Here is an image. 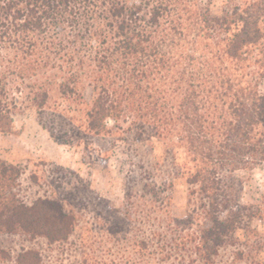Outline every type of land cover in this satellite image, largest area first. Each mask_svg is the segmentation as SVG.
<instances>
[{
  "label": "trees",
  "instance_id": "obj_1",
  "mask_svg": "<svg viewBox=\"0 0 264 264\" xmlns=\"http://www.w3.org/2000/svg\"><path fill=\"white\" fill-rule=\"evenodd\" d=\"M26 114L127 169L129 202L184 179L195 214L168 225L192 229L191 264L238 230L252 240L234 262L264 264V194L244 204L239 174L264 171V0H0V134ZM25 173L0 159V234L67 242L76 216L53 193L22 197Z\"/></svg>",
  "mask_w": 264,
  "mask_h": 264
},
{
  "label": "rangeland",
  "instance_id": "obj_2",
  "mask_svg": "<svg viewBox=\"0 0 264 264\" xmlns=\"http://www.w3.org/2000/svg\"><path fill=\"white\" fill-rule=\"evenodd\" d=\"M73 142L54 141L33 114L18 117L13 134H0V159L26 169L21 196L32 199L53 193L77 220L72 236L60 244L0 234V264H17L25 249L37 251L41 264H191L190 253L179 247L192 229L168 225V217L190 220L195 214L188 205L186 181L174 180L173 188L157 200L139 192L129 202L127 169L113 160L103 165L96 160L97 151L87 149L81 140ZM156 152L160 154L159 149ZM239 174L244 177L243 203L256 202L264 194V171ZM31 175H37L39 185L30 184ZM252 229L264 236V220H255ZM248 236L238 230L214 264H246L235 263L234 254L248 250L252 240ZM260 257L264 259V249Z\"/></svg>",
  "mask_w": 264,
  "mask_h": 264
}]
</instances>
